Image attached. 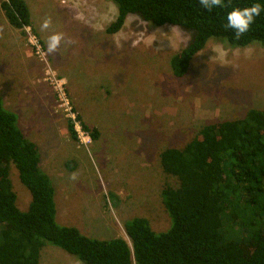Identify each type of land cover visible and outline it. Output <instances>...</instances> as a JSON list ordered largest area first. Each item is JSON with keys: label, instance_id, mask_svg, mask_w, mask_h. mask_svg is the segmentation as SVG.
<instances>
[{"label": "rangeland", "instance_id": "1", "mask_svg": "<svg viewBox=\"0 0 264 264\" xmlns=\"http://www.w3.org/2000/svg\"><path fill=\"white\" fill-rule=\"evenodd\" d=\"M25 2L31 17L27 30L11 26L0 10V97L38 147L59 223L128 244L124 223L135 216L147 218L155 232L167 230L170 217L161 189L176 186L177 179L163 171L161 153L182 148L205 123L264 109V47L258 42L234 47L210 37L186 73L176 77L170 57L192 40L193 30L153 26L128 14L118 32L107 33L117 13L110 0ZM45 19L50 27L41 30ZM53 33L63 40L48 53ZM32 35L42 47L38 55ZM53 74L66 81L65 95L80 122L98 129L95 140L89 136L84 143L77 132L75 139L70 136L68 117L57 107ZM26 107L37 108L32 117ZM9 179L17 206L26 210L30 194L13 164ZM245 233L233 231V237ZM38 264L84 263L45 242Z\"/></svg>", "mask_w": 264, "mask_h": 264}, {"label": "trees", "instance_id": "2", "mask_svg": "<svg viewBox=\"0 0 264 264\" xmlns=\"http://www.w3.org/2000/svg\"><path fill=\"white\" fill-rule=\"evenodd\" d=\"M110 1L117 13L107 33L118 32L128 14L153 26L195 31L192 40L170 57L176 77L186 73L210 37L234 47L252 42L264 47V0H224L226 7L211 11L199 0ZM254 3L261 4L260 15L248 32L234 39V30L225 29L227 13ZM0 10L11 26H31L25 0H0ZM67 127L75 139L72 124ZM83 128L92 140L98 137L97 128ZM10 164L29 191L26 210L16 204ZM161 165L177 179L176 186L161 189L169 228L155 232L147 218L135 216L124 223L130 244L121 237H89L73 225L57 222L54 187L40 167L37 146L0 97V264H38L45 242L84 264H264V109L250 108L243 117L205 123L182 148H166ZM237 230L246 233L233 237Z\"/></svg>", "mask_w": 264, "mask_h": 264}, {"label": "clouds", "instance_id": "3", "mask_svg": "<svg viewBox=\"0 0 264 264\" xmlns=\"http://www.w3.org/2000/svg\"><path fill=\"white\" fill-rule=\"evenodd\" d=\"M201 6L211 11L214 7H226L224 0H199ZM262 11V6L259 3H254L251 6L244 8H233L227 13V23L225 29L234 30V39H239L243 34L249 31L250 26L255 21V17L259 16ZM50 19H45L41 25V30L50 27ZM63 35L53 33L47 40L48 53H55L59 48Z\"/></svg>", "mask_w": 264, "mask_h": 264}, {"label": "built area", "instance_id": "4", "mask_svg": "<svg viewBox=\"0 0 264 264\" xmlns=\"http://www.w3.org/2000/svg\"><path fill=\"white\" fill-rule=\"evenodd\" d=\"M31 26L24 27L23 29H29ZM31 43L33 44L35 48V53L38 55L40 52H42L41 44L35 37L32 35L30 39ZM44 56V53H43ZM54 92L56 94L57 99V107L58 109L65 112L66 116L68 117V122L72 124L74 132L79 134V137L81 135V141L84 143L88 142L89 134L88 132L83 128V124L80 122V120L77 118L78 116L75 115V113L72 111V107L69 104V100L67 99L65 95V85L66 81L64 78H59L57 75L53 74L50 77Z\"/></svg>", "mask_w": 264, "mask_h": 264}, {"label": "crops", "instance_id": "5", "mask_svg": "<svg viewBox=\"0 0 264 264\" xmlns=\"http://www.w3.org/2000/svg\"><path fill=\"white\" fill-rule=\"evenodd\" d=\"M27 109L26 110H28L27 112L29 113V116H33V111H36L37 110V108H33V109H30L29 107H26ZM10 110V109H9ZM15 114H16V116H17V113L16 112H14ZM17 123H18V126H19V119H18V116H17ZM23 132V131H22ZM24 133V132H23ZM24 135L26 136V134L24 133ZM27 137V136H26ZM28 138V137H27ZM29 139V138H28ZM33 142V141H32ZM37 146V145H36ZM37 149H38V147H37ZM56 220H57V222H59L58 221V218H57V214H56ZM60 224H62V223H60ZM64 225H66V224H64Z\"/></svg>", "mask_w": 264, "mask_h": 264}]
</instances>
